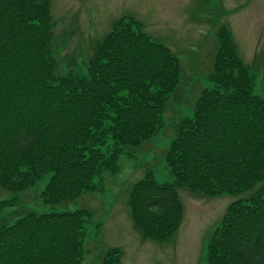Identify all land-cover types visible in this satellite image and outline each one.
I'll use <instances>...</instances> for the list:
<instances>
[{"label": "trees", "instance_id": "1", "mask_svg": "<svg viewBox=\"0 0 264 264\" xmlns=\"http://www.w3.org/2000/svg\"><path fill=\"white\" fill-rule=\"evenodd\" d=\"M50 0H0V216L17 195L52 174L45 205L95 191L119 156L143 148L166 124L183 70L140 23L119 18L97 41L85 74L56 72ZM192 117L175 125L163 153L174 183L150 172L131 188L129 214L144 240L171 241L183 216L176 187L215 197H247L228 205L208 238L207 264H264V99L226 26ZM87 210L28 213L0 225V264H81ZM97 264H121L108 248Z\"/></svg>", "mask_w": 264, "mask_h": 264}, {"label": "rangeland", "instance_id": "2", "mask_svg": "<svg viewBox=\"0 0 264 264\" xmlns=\"http://www.w3.org/2000/svg\"><path fill=\"white\" fill-rule=\"evenodd\" d=\"M51 50L56 72L85 74L97 41L105 37L119 18L140 23L151 39L164 44L176 56L183 75L175 101L170 100L163 130L144 144L119 156L117 170L104 172L96 189L70 202L45 205L40 196L52 174L43 175L17 195L16 205L5 209L0 225H12L28 213L48 214L87 210L81 264H97L108 248H118L121 264H207L206 246L220 225L229 204L247 197L222 194L215 197L176 187L183 216L171 241L144 240L129 214L132 186L148 172L159 184L174 183L163 153L172 141L176 123L192 117L193 104L203 89L213 88L207 76L216 50V27L226 26L239 57L253 78V93L264 99V0H50ZM12 193L0 189V200Z\"/></svg>", "mask_w": 264, "mask_h": 264}]
</instances>
